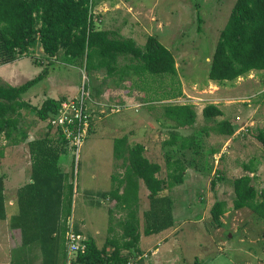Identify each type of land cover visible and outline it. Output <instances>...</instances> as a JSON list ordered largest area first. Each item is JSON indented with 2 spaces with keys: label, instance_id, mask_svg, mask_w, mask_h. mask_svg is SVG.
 Instances as JSON below:
<instances>
[{
  "label": "rangeland",
  "instance_id": "1",
  "mask_svg": "<svg viewBox=\"0 0 264 264\" xmlns=\"http://www.w3.org/2000/svg\"><path fill=\"white\" fill-rule=\"evenodd\" d=\"M90 1L97 28L133 39L140 48L147 36L158 37L175 58L177 76L135 75L125 68L132 61L120 57L113 75L108 76L106 69H102L85 78L84 58L71 61L62 51L48 58L40 46L26 57L0 65V85L5 86L18 87L47 72L21 96L27 106L13 116L17 130H12L11 136L17 138V143L1 136L0 170L13 169L17 158L25 159L27 168L30 140L46 138L50 146L56 145V130L48 126L50 119L40 120L38 110L46 100L61 102L75 98L84 80L96 94L95 101L103 104L97 107L103 113L94 115V132L89 133L79 152L64 148L60 156L59 168L69 172L64 180L66 185L73 186V197L69 217L65 214V201L61 205L55 231L57 250L66 252V235L70 229L86 240L92 238L100 248L106 240L121 241V222L127 218V211L115 210V202L108 194L115 189L122 194L119 187L125 176L128 152L124 147L119 155L115 154L114 141L122 136L130 139L128 131L136 134L145 127L141 132L146 136L157 134L165 148L174 144L182 146V150L188 147L189 152L180 156L185 166L184 187L167 177L166 163L173 155L169 151V155L167 152L158 155L161 171L157 178L168 186L162 195L169 196L173 202L175 224L162 232L160 238H150L152 245L141 235L139 247L149 251L138 256L146 255L148 260L169 247L165 253L158 254L164 264H264V220L248 208L233 210L235 179L250 176L257 191H264V147L257 139L259 132H264V72L253 71L225 83L208 79L216 43L236 0ZM178 91L182 95L176 97ZM211 104L222 112L221 117H203L202 110ZM122 105L126 109L120 113L110 112L111 107ZM179 106L190 108L193 114L190 124L187 121L183 125L178 117L166 115L167 108ZM224 120L234 128L231 137L217 129ZM161 126L165 129L163 133ZM169 128L187 129L189 133L177 139ZM138 141L128 147L138 145ZM8 177L6 197L12 198L15 194L12 188L18 184L12 182L11 175ZM189 186L195 189L190 191ZM147 195L143 187L135 207L141 234L142 213L149 208ZM216 201L224 203L222 227H217L210 217ZM109 211H113L112 215ZM7 214L11 215L10 207ZM11 229L0 221V264L18 263V259L20 264H39L40 256H23L15 249L21 238L18 231ZM33 247L35 252H40L38 245ZM64 257L68 264L71 256L66 252Z\"/></svg>",
  "mask_w": 264,
  "mask_h": 264
},
{
  "label": "trees",
  "instance_id": "2",
  "mask_svg": "<svg viewBox=\"0 0 264 264\" xmlns=\"http://www.w3.org/2000/svg\"><path fill=\"white\" fill-rule=\"evenodd\" d=\"M38 46L48 58L55 57L60 51L71 61L84 58L86 77L102 69H106L108 76L113 75L118 69L120 57L132 61L125 68L135 75L177 76L175 58L158 37L147 36L140 48L133 39L97 28L90 0H0V65L26 57ZM253 71L264 72V0H236L216 43L208 79L217 83L232 82ZM46 73L18 87L0 85V139L5 135L6 139L17 143V138L11 136L12 130H17V120L13 116L27 106L21 96ZM181 93L178 91L176 97ZM60 103L46 100L38 110L40 120L46 121L53 116ZM166 115L169 118L178 117L183 125L187 121L190 124L193 118L188 106L167 108ZM202 115L210 119L221 117L222 112L211 104L204 107ZM217 129L228 137L234 134V128L225 120ZM257 139L264 147L263 131L259 132ZM49 142L43 138L28 143L32 183L18 193L20 245L28 247L39 243L42 264H65L66 252L57 250L55 231L64 201L66 217L71 214L73 189L65 183L67 176L59 171L58 164L64 148L58 145L52 147ZM124 147L128 154L127 165L122 161L125 164V176L119 187H123L122 194L117 189L108 194L115 202V210L127 211V218L121 222L122 239L120 242L106 240L100 248L92 238H88L85 240V252L72 254L70 264H123L130 257L140 255L138 244L141 235H158L174 226L172 200L162 195L168 186L157 178L161 167L145 158L142 145L130 148L126 137L114 141L115 154L119 155ZM166 166L167 177L176 184L183 183L184 163L169 160ZM140 183L148 191L149 201V208L142 213V234L135 209L139 202ZM214 185L215 182H212L211 186ZM233 187V210L248 208L264 220V191H257L253 178L247 175L237 178ZM5 205L3 177H0V220L6 218ZM112 212L109 211V214L112 215ZM224 212L222 201H216L210 209L211 220L217 227L223 225L220 218ZM47 226L51 227L47 229ZM62 244L65 246V240Z\"/></svg>",
  "mask_w": 264,
  "mask_h": 264
},
{
  "label": "crops",
  "instance_id": "3",
  "mask_svg": "<svg viewBox=\"0 0 264 264\" xmlns=\"http://www.w3.org/2000/svg\"><path fill=\"white\" fill-rule=\"evenodd\" d=\"M110 12H112V10L110 11ZM113 13V12H112ZM94 19H95V17H94ZM69 89V88H68ZM93 92V91H92ZM97 94H98V92H96ZM95 94V93H94ZM94 94H93V96H94ZM95 96H96V94H95ZM113 104V103H112ZM26 125V124H25ZM26 127H29L28 126V122H27V126ZM162 127V126H161ZM145 127H142V129L140 128V132H137L136 134H133L132 133V130H130V131H128V133H129V135H130V139H127V146L129 145V146H131V142H133L134 144H135V140L136 141H138V139H140V142L138 141V143H139V145H142L143 147H144V156H145V158L146 159H148L150 162H152V163H156V164H158L159 166H160V163L158 162V155H161L162 154V156H164V153L165 152H167V155H173V158H171V160H180L181 162L183 161V159L181 158L182 157V153H187V152H189V148L187 147V148H185L184 150H182L183 148H181V147H179V146H177V145H171L170 147L169 146H167L168 148H165V144H164V141L162 142V143H160V138H157V134H154V135H152V134H149L148 133V136H146V133L145 132H141V131H144L145 129H144ZM168 129V128H167ZM169 129H172V128H169ZM165 131V129H163V127L161 128V132L163 133ZM171 132H173V135H175L176 136V138L177 139H182L185 135H186V133H189L188 132V130L187 129H181V128H177V129H172V130H170ZM92 132H94V126L92 127ZM140 134L141 135V138H138V137H135L137 134ZM151 133V132H150ZM192 133V131L190 132V134ZM190 136H192V135H190ZM190 136H187V138L188 137H190ZM122 137H126V136H122ZM120 138V137H119ZM152 138H154V140L152 139ZM130 140V141H129ZM32 140H30V142H31ZM29 143V142H28ZM54 143V142H53ZM14 147V146H13ZM15 148V147H14ZM18 148V147H17ZM161 149V150H160ZM181 149V150H180ZM191 150V149H190ZM161 151V152H160ZM168 151H169V154H168ZM194 155V154H193ZM181 156V157H180ZM194 157H196L195 155H194ZM28 159H29V165L27 166V168H26V166H25V164H24V162H25V159H21V158H17V160H16V164H15V167L13 168V169H11V170H5V171H3V170H0V177H3V183H4V194H5V197H6V184L8 183V176L9 175H11V177H12V182L13 183H15V182H17V187L16 188H12V190H15V194H14V196L12 197V198H7L8 197V195H7V197H6V205L8 206V204H9V206L8 207H10V212H11V215L8 217V214H7V212H8V207H6V218H5V220H0L1 222H3V223H5V224H8L9 226H10V228L12 227L13 228V230L16 232V231H18V233H19V236H20V231H19V217H18V215H19V204H18V193H19V191H21V189L23 188V187H25V186H27V185H29V184H31L32 183V180H31V175H32V173H31V158H30V154H29V152H28ZM117 162L118 161H121V160H116ZM58 166H59V164H58ZM161 167V166H160ZM60 169V168H59ZM60 171V173L61 174H63V175H66V176H68V174H69V172H63V171H61V170H59ZM184 182H185V178H184V181H183V187L184 186H186V184H184ZM143 187H144V185L142 184V183H140V185H139V190H138V200L140 199V193H141V191H142V189H143ZM188 187V186H187ZM72 188H73V186H72ZM123 187H121V188H119V191L120 192H122L123 191V189H122ZM144 189H145V187H144ZM190 191H192L191 189H195L193 186H189V188H188ZM146 190V189H145ZM73 191V190H72ZM147 191V190H146ZM74 192H75V189H74ZM147 193H148V191H147ZM75 194V193H74ZM99 196H100V194H99ZM73 197V196H72ZM139 203V202H138ZM173 203V202H172ZM5 205V206H6ZM175 224V223H174ZM12 230V229H11ZM12 230V231H13ZM164 233V232H163ZM163 233H160V234H163ZM160 234H158V235H151V236H148V237H146L145 239H148V245H152V242H151V240H150V238H152V237H154V238H160ZM145 237V236H144ZM20 238H21V236H20ZM142 241V239H141V237H140V241L139 242H141ZM163 241V240H162ZM34 245H38L39 246V250H40V252L39 251H37V252H35V250L36 249H34ZM158 245V244H157ZM138 247H139V244H138ZM153 248V247H152ZM169 248V247H168ZM168 248H164L163 250V252L165 253L166 251H167V249ZM16 250H20V252L23 254V256H25V255H28V256H34V257H37V256H40L41 257V260H40V262H39V264H42V256H43V254H42V249H41V245L39 244V243H36V244H33V245H30V246H28V247H22L21 245H19L17 248H15ZM139 249H140V254L141 253H143V252H148L149 250L148 249H146V250H144L143 248H141V247H139ZM153 249H156V250H158V248H153ZM32 251H34V253L32 252ZM66 252H67V247H66ZM162 251L161 252H156V254L155 255H151V256H149V258H148V260L147 259H145L144 261H143V263L142 264H164L165 262L163 261V259L161 258H159V256L163 253ZM124 254H125V252H124ZM158 254H160L159 256H158ZM163 257V256H162ZM152 258V259H151ZM16 262H18V263H13V261H11V263L12 264H20L19 262V259H18V261H16ZM26 262V261H25ZM164 262V263H163ZM195 262V261H194ZM27 263V262H26ZM30 264V263H29ZM68 264H70V262L68 263ZM194 264H196V262L194 263Z\"/></svg>",
  "mask_w": 264,
  "mask_h": 264
},
{
  "label": "built area",
  "instance_id": "4",
  "mask_svg": "<svg viewBox=\"0 0 264 264\" xmlns=\"http://www.w3.org/2000/svg\"><path fill=\"white\" fill-rule=\"evenodd\" d=\"M98 103L99 102L95 101L91 87L84 80L75 98L61 101L57 112L49 118L50 121L48 124L50 129L53 128L56 130V145L62 148L71 147L70 149L73 148L72 150L75 153L79 152V149L92 130L94 115L96 113H103V111H99L97 108L99 105L103 104ZM94 106L97 110H95ZM123 109H126V105L111 107L110 112L120 113ZM85 240L84 236L70 229V232L66 235L68 255L71 256L78 252H85ZM145 258L146 255L130 257L123 264H141V261Z\"/></svg>",
  "mask_w": 264,
  "mask_h": 264
}]
</instances>
